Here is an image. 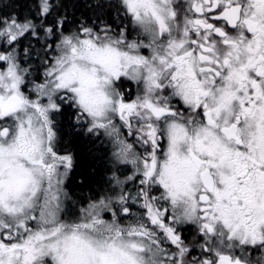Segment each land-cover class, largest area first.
Returning <instances> with one entry per match:
<instances>
[{"label":"snow or ice","instance_id":"1","mask_svg":"<svg viewBox=\"0 0 264 264\" xmlns=\"http://www.w3.org/2000/svg\"><path fill=\"white\" fill-rule=\"evenodd\" d=\"M0 264H264V0H3Z\"/></svg>","mask_w":264,"mask_h":264},{"label":"trees","instance_id":"2","mask_svg":"<svg viewBox=\"0 0 264 264\" xmlns=\"http://www.w3.org/2000/svg\"><path fill=\"white\" fill-rule=\"evenodd\" d=\"M0 3H3V0H0Z\"/></svg>","mask_w":264,"mask_h":264}]
</instances>
